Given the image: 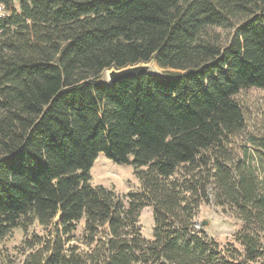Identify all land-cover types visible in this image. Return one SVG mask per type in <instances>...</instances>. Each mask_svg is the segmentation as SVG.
Listing matches in <instances>:
<instances>
[{
    "label": "trees",
    "instance_id": "1",
    "mask_svg": "<svg viewBox=\"0 0 264 264\" xmlns=\"http://www.w3.org/2000/svg\"><path fill=\"white\" fill-rule=\"evenodd\" d=\"M0 5V243L21 229L22 264H264V136L238 98L264 88V0ZM151 61L164 77L101 80ZM101 153L139 190L94 186ZM212 202L242 221L239 247L197 228Z\"/></svg>",
    "mask_w": 264,
    "mask_h": 264
},
{
    "label": "rangeland",
    "instance_id": "2",
    "mask_svg": "<svg viewBox=\"0 0 264 264\" xmlns=\"http://www.w3.org/2000/svg\"><path fill=\"white\" fill-rule=\"evenodd\" d=\"M3 15H6L4 11ZM213 29V32L220 36L221 43L227 44L233 36L236 27H215ZM157 68L164 73V70L158 65ZM101 80L108 82L109 77L107 71L102 74ZM238 98L246 106L250 131L255 135L264 136V88L254 87L243 90ZM248 134L243 138H236L234 142L233 152L238 157L243 153L242 146L248 144ZM250 150L254 151L253 146H250ZM91 175L94 186H104L105 188L113 189L120 195H126L131 191H138L140 188V182L135 175L133 166L118 164L107 158L103 153L98 156L92 168ZM196 222L199 230L205 229L221 245L224 246L234 243L239 247L235 239V233L241 228L242 221L223 206H218L214 202L204 204L200 208ZM140 223L143 236L146 239H152L154 233V216L151 207L148 206L142 210ZM44 233V229L35 224L30 228L28 235H43ZM25 238V233L21 229H16L12 235L0 243V264H22Z\"/></svg>",
    "mask_w": 264,
    "mask_h": 264
},
{
    "label": "water",
    "instance_id": "3",
    "mask_svg": "<svg viewBox=\"0 0 264 264\" xmlns=\"http://www.w3.org/2000/svg\"><path fill=\"white\" fill-rule=\"evenodd\" d=\"M156 61H151L149 63H139L136 65H129L127 67L117 69L112 68L107 70L108 72V83L114 84L121 80L140 77L142 75H151L156 77H164V73L157 68ZM207 223V222H205Z\"/></svg>",
    "mask_w": 264,
    "mask_h": 264
},
{
    "label": "built area",
    "instance_id": "4",
    "mask_svg": "<svg viewBox=\"0 0 264 264\" xmlns=\"http://www.w3.org/2000/svg\"><path fill=\"white\" fill-rule=\"evenodd\" d=\"M0 14H3V6L0 5Z\"/></svg>",
    "mask_w": 264,
    "mask_h": 264
}]
</instances>
